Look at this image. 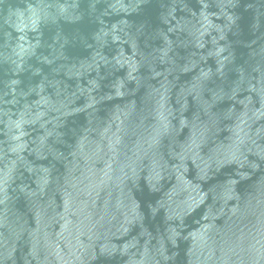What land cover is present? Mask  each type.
<instances>
[{"label":"water","instance_id":"1","mask_svg":"<svg viewBox=\"0 0 264 264\" xmlns=\"http://www.w3.org/2000/svg\"><path fill=\"white\" fill-rule=\"evenodd\" d=\"M0 264H264V0H0Z\"/></svg>","mask_w":264,"mask_h":264}]
</instances>
